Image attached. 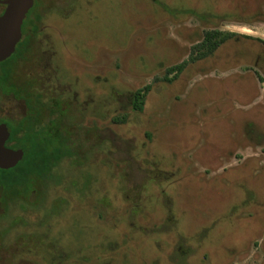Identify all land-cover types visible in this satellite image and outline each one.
Segmentation results:
<instances>
[{
	"label": "rangeland",
	"instance_id": "1",
	"mask_svg": "<svg viewBox=\"0 0 264 264\" xmlns=\"http://www.w3.org/2000/svg\"><path fill=\"white\" fill-rule=\"evenodd\" d=\"M25 19L6 147L36 131L61 155L0 172V264H264V0H33ZM209 29L238 35L162 80Z\"/></svg>",
	"mask_w": 264,
	"mask_h": 264
},
{
	"label": "trees",
	"instance_id": "2",
	"mask_svg": "<svg viewBox=\"0 0 264 264\" xmlns=\"http://www.w3.org/2000/svg\"><path fill=\"white\" fill-rule=\"evenodd\" d=\"M238 35L236 32L231 31H223L219 29H209L204 32L202 41L194 45L191 49L189 57L184 60L183 62L176 64L172 67H169L167 69V74L163 77L162 80L166 82H173L176 80L180 74L184 72V70L188 67L189 64L195 63L200 60H204L212 55L215 54V52L228 40L235 38ZM258 77L263 81V77L257 73ZM152 87L151 84L146 85L145 87H142L138 89L134 95H133V102L132 106L133 109L139 112H142L144 110L146 98L151 91ZM127 120V115L124 114L122 117H114L115 123H124ZM17 129H12V136L10 139V142L14 143L20 147H22L25 150V157L24 160L14 169L11 170H1L0 172L3 174L11 173L15 170H20L24 172L27 177H32L33 175H42L47 173L49 170V160L51 158H54L55 160L60 158L61 155V149L57 147V152L54 157H52L51 152L55 150L51 147L54 146L53 142L50 140V142H44L42 140L39 133L36 131H32V133L26 134L25 136H21L20 138L15 139L16 135L18 134ZM52 149V151L50 150ZM28 164L32 166V171H27L24 167L21 165Z\"/></svg>",
	"mask_w": 264,
	"mask_h": 264
},
{
	"label": "water",
	"instance_id": "3",
	"mask_svg": "<svg viewBox=\"0 0 264 264\" xmlns=\"http://www.w3.org/2000/svg\"><path fill=\"white\" fill-rule=\"evenodd\" d=\"M7 8L0 15V62L14 51L21 37L22 22L33 5V0H7ZM10 132L6 124H0V167L10 169L24 158L22 149L12 150L6 147Z\"/></svg>",
	"mask_w": 264,
	"mask_h": 264
},
{
	"label": "flooded vegetation",
	"instance_id": "4",
	"mask_svg": "<svg viewBox=\"0 0 264 264\" xmlns=\"http://www.w3.org/2000/svg\"><path fill=\"white\" fill-rule=\"evenodd\" d=\"M6 8H7V5H6V2H5V0H0V15H2L4 12H5V10H6ZM31 12V11H30ZM30 14V13H29ZM29 14L27 15V17L29 16ZM26 25V19L23 21V24H22V31L25 33V26ZM22 32V33H23ZM8 60V59H7ZM5 61H3L2 63H0V65H2L3 63H4ZM2 67V66H1ZM0 85H1V82H0ZM0 124H5V123H0ZM6 126L8 127H11V125L9 124V122L6 124ZM11 129V128H10ZM9 130V129H8ZM12 131V130H11ZM41 136V135H40ZM53 138H52V136H50L49 135V141L51 140V141H54V140H52ZM22 161H20L18 164H20ZM17 164V165H18ZM11 169H13V168H10V169H1V170H11Z\"/></svg>",
	"mask_w": 264,
	"mask_h": 264
}]
</instances>
